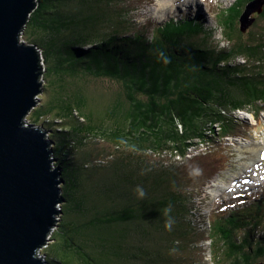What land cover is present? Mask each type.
Returning <instances> with one entry per match:
<instances>
[{
  "label": "trees",
  "instance_id": "1",
  "mask_svg": "<svg viewBox=\"0 0 264 264\" xmlns=\"http://www.w3.org/2000/svg\"><path fill=\"white\" fill-rule=\"evenodd\" d=\"M112 1L35 0L24 28L43 49V89L52 91L33 109L35 122L48 121L42 128L51 129L55 165L62 171L64 200L56 229H62L66 205L76 231L73 246L67 247L71 257L57 262L152 264L159 259L180 264L200 240L196 233L190 237L193 191L181 190L190 187L182 180V166L136 158L143 152L177 154L204 168L209 153L192 149L237 133L241 124L234 112L264 103V34L244 38L235 29L253 0H238L223 12L220 26L229 43L219 48L206 38L196 40L197 32H210L196 19L193 28L171 19L145 31L121 21L120 9L104 13L103 5ZM75 4L79 7L72 10ZM90 77L116 80L123 90L99 94L88 87ZM92 136L128 149L108 159V165L92 163L78 156L79 146ZM189 150L194 154L188 156ZM241 201L226 215L218 208L210 219L215 264L220 259L252 264L259 257L264 262V232L254 234L264 219V199ZM53 230L42 252L54 239Z\"/></svg>",
  "mask_w": 264,
  "mask_h": 264
},
{
  "label": "rangeland",
  "instance_id": "2",
  "mask_svg": "<svg viewBox=\"0 0 264 264\" xmlns=\"http://www.w3.org/2000/svg\"><path fill=\"white\" fill-rule=\"evenodd\" d=\"M238 2V0H113L112 2H107L103 5V12L106 13L111 12L112 9H120L119 14L121 11H124L121 21L131 25L135 23L145 31H148V28L151 25H157L171 19L182 23V27L184 28H193L196 22L201 23L203 29L205 31L209 29L210 32L208 34H204V31L197 32L196 40L200 43L206 38L208 45L219 48L229 43L225 39L220 26L223 12L228 11L229 7L238 4ZM251 2L256 3L257 1L253 0ZM162 5L163 8L161 7ZM77 6L79 7V4L73 5L72 10H75ZM169 7H171V9H169ZM234 10V15H236L238 13V8L235 7ZM252 15H256V19L245 31H241L239 28V16L237 22L234 23L237 33L241 32L244 38L249 36L252 37L253 33L264 34V13L259 15V12H254ZM192 18L197 21L194 22ZM29 34L30 31H25L23 39L31 42L28 38ZM41 50L43 51L42 48ZM237 61L243 62L244 60L240 58ZM45 67L46 63H41V69L44 70ZM93 78L95 77L89 78L88 87L90 90H94L99 94L103 93L104 95H108L112 92L123 90L122 84L116 80L108 78ZM51 93V88H44L43 91L38 94L37 105L42 101L47 100ZM33 108L29 110L26 117L28 122L37 123L34 120L38 112L36 110L34 111ZM234 116L237 117V125L241 124L237 133H232L225 138L216 137L215 140L204 144L201 148L192 147V152L200 154H204L205 152L209 153L210 157L208 162L202 164L204 168L193 167V165L190 164L191 160L184 161L183 157L177 154L171 155L165 153L161 156H157L151 152H143L139 158H136H142L147 163L149 161H154L159 164V161L163 160L182 166V180L184 181V184H189L190 187L181 190L188 191L191 189L193 191L192 198L194 202L191 203L192 215L190 216V221L195 229L190 233V237L196 233L200 240L195 241L188 253L182 251L187 258L186 256H182L184 259L183 262L180 261V264H215L213 262L212 238L210 236V219H212L213 213L218 209V206L229 205L228 203L232 197L229 189L230 185L238 184L245 189L246 184L251 181L249 185L259 186V188L262 189L261 199H264V112L262 110L261 112L258 110L254 112L249 110L236 111L234 112ZM46 123H48V121L44 120L43 122L37 123V125L42 126ZM215 129L216 131H219L217 126ZM49 130L51 129H47L46 131ZM49 133H51V131L46 133L47 137L49 136ZM199 144L200 143H198L197 146ZM75 145L77 146L79 144ZM127 149L128 148L124 146H115L102 136H92L86 138L83 146H79L78 156H88L89 160H92V163L103 162L105 160L108 165V159H115V155L122 154ZM190 151L191 150H189L190 154H188V156L194 154ZM53 161L54 165L56 160ZM141 172L142 171L134 170V173ZM244 179L247 180L245 184ZM179 186L183 185L179 183ZM245 190L248 191L249 187ZM67 210L68 207L65 205L63 209L64 217L62 221V229L57 230L60 224L54 225V230H57L54 233V241H52L44 250V253L47 252V258L50 261V264H59L57 262L58 258L67 260L66 257H71L67 251V247L69 245L73 246L74 236H76L74 232L76 231L69 225L71 217ZM226 210L227 211H219V213L223 212L226 215L232 209L229 210V208H227ZM261 214H264V210ZM57 217L60 219V215ZM129 226L134 227V225ZM138 228L139 227L137 226L136 230ZM190 230L192 231V227ZM153 231L158 234V231ZM254 232L256 236L264 232V219H262L261 224L258 226L257 232ZM86 239L90 247L95 246V241L89 238ZM83 243H85V241ZM64 255L66 257H64ZM42 258L45 259L44 255H42ZM255 260L257 261L254 263L261 262L262 258L259 257ZM219 262L220 264H229L226 260L222 262V259H220ZM175 263H177V261L172 263L171 261L165 262L157 259V261L152 264ZM134 264L136 263L134 262Z\"/></svg>",
  "mask_w": 264,
  "mask_h": 264
},
{
  "label": "water",
  "instance_id": "3",
  "mask_svg": "<svg viewBox=\"0 0 264 264\" xmlns=\"http://www.w3.org/2000/svg\"><path fill=\"white\" fill-rule=\"evenodd\" d=\"M255 1L239 16L243 31L262 11L264 0ZM35 7V0H0V264H45L36 250L58 224L64 200L62 171L45 137L51 130L26 117L44 80L36 43L21 37Z\"/></svg>",
  "mask_w": 264,
  "mask_h": 264
},
{
  "label": "clouds",
  "instance_id": "4",
  "mask_svg": "<svg viewBox=\"0 0 264 264\" xmlns=\"http://www.w3.org/2000/svg\"><path fill=\"white\" fill-rule=\"evenodd\" d=\"M23 34H24V29H23ZM37 49V48H36ZM38 52V51H37ZM43 62H45L44 61V55H43ZM43 70V69H42ZM45 72V69L43 70V73ZM43 82H44V80H43ZM43 84V83H42ZM245 110H249V111H252V112H254V111H256V110H258L259 112H261V110L264 112V105H263V102L262 103H260L259 105H258V108H256V107H252L251 109H245ZM244 110V111H245ZM238 111H243V110H238ZM35 124H37V123H35ZM40 126V125H39ZM40 128L41 129H43L42 128V126H40ZM44 130V129H43ZM232 134V133H231ZM231 134H229V135H227V136H230ZM45 137L48 139V140H50V138H49V136L47 137V134H45ZM51 141V140H50ZM51 147H53L52 145L50 146V149H51ZM51 154H50V157H52V158H55V157H53V150L51 149ZM189 154V152L187 153V155ZM52 162H54V161H52ZM54 166H56L55 165V163H54ZM58 166V165H57ZM142 194V193H141ZM51 235H52V231H51ZM50 235V236H51ZM49 236V237H50ZM47 243V242H46ZM43 244L42 246H40V248L42 247V249H43V247H45L44 245H47V244ZM40 248H38V249H40ZM37 249V250H38ZM37 250H36V254H37ZM42 254L44 255L45 253L44 252H42ZM38 256V255H37ZM40 257V256H39ZM41 259L43 260V261H45V259H43L42 257H41Z\"/></svg>",
  "mask_w": 264,
  "mask_h": 264
},
{
  "label": "built area",
  "instance_id": "5",
  "mask_svg": "<svg viewBox=\"0 0 264 264\" xmlns=\"http://www.w3.org/2000/svg\"><path fill=\"white\" fill-rule=\"evenodd\" d=\"M21 34H22L21 37L23 38V32ZM37 51H38L39 56L41 58V61L43 63V53H42V50L37 47ZM44 246H46V245H44ZM41 250H42V247L40 249H38V251H37V255L40 256V257H42V255H43Z\"/></svg>",
  "mask_w": 264,
  "mask_h": 264
},
{
  "label": "bare ground",
  "instance_id": "6",
  "mask_svg": "<svg viewBox=\"0 0 264 264\" xmlns=\"http://www.w3.org/2000/svg\"><path fill=\"white\" fill-rule=\"evenodd\" d=\"M182 1V0H181ZM162 8H163V5L161 6ZM259 156H260V154H259ZM261 159V158H260ZM259 159V160H260ZM264 165V164H263ZM254 181V180H253ZM245 184V183H244ZM44 258H45V261H46V263L45 264H48L49 263V260H48V258H47V256H46V253L44 254Z\"/></svg>",
  "mask_w": 264,
  "mask_h": 264
}]
</instances>
